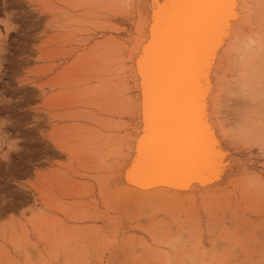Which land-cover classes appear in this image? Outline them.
I'll return each instance as SVG.
<instances>
[{
    "label": "rangeland",
    "instance_id": "obj_1",
    "mask_svg": "<svg viewBox=\"0 0 264 264\" xmlns=\"http://www.w3.org/2000/svg\"><path fill=\"white\" fill-rule=\"evenodd\" d=\"M126 1L136 5L0 0V264H264L259 147L244 148L236 179L208 194L117 186L112 160L126 147L99 129L114 119L130 134L135 115L101 114L85 78L105 40L133 45Z\"/></svg>",
    "mask_w": 264,
    "mask_h": 264
},
{
    "label": "bare ground",
    "instance_id": "obj_2",
    "mask_svg": "<svg viewBox=\"0 0 264 264\" xmlns=\"http://www.w3.org/2000/svg\"><path fill=\"white\" fill-rule=\"evenodd\" d=\"M131 4L133 45L105 40L85 78L101 114L135 115L130 134L114 119L99 129L126 147L112 160L117 186L173 199L225 189L244 148L264 151V0Z\"/></svg>",
    "mask_w": 264,
    "mask_h": 264
},
{
    "label": "water",
    "instance_id": "obj_3",
    "mask_svg": "<svg viewBox=\"0 0 264 264\" xmlns=\"http://www.w3.org/2000/svg\"><path fill=\"white\" fill-rule=\"evenodd\" d=\"M155 163H157V161L154 160ZM158 164V163H157Z\"/></svg>",
    "mask_w": 264,
    "mask_h": 264
},
{
    "label": "snow or ice",
    "instance_id": "obj_4",
    "mask_svg": "<svg viewBox=\"0 0 264 264\" xmlns=\"http://www.w3.org/2000/svg\"><path fill=\"white\" fill-rule=\"evenodd\" d=\"M166 6V5H165Z\"/></svg>",
    "mask_w": 264,
    "mask_h": 264
}]
</instances>
